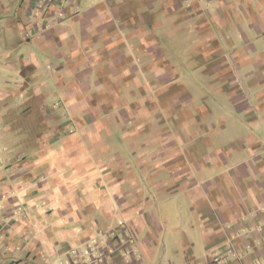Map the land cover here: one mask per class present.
Returning a JSON list of instances; mask_svg holds the SVG:
<instances>
[{"label":"crops","instance_id":"1","mask_svg":"<svg viewBox=\"0 0 264 264\" xmlns=\"http://www.w3.org/2000/svg\"><path fill=\"white\" fill-rule=\"evenodd\" d=\"M0 47V264H264V0H0Z\"/></svg>","mask_w":264,"mask_h":264},{"label":"rangeland","instance_id":"2","mask_svg":"<svg viewBox=\"0 0 264 264\" xmlns=\"http://www.w3.org/2000/svg\"><path fill=\"white\" fill-rule=\"evenodd\" d=\"M24 49L25 48L23 47V48H19L17 51L13 50V52L12 51L9 52L8 50H6V48L0 47V87H1L2 82L10 81L12 84L11 89H15L17 92L18 90L26 89L27 84L24 78V73H23L24 71L22 72V67L24 66V64L22 63L21 60L18 59L19 56L23 55L20 52H22ZM6 86L9 87L8 85ZM17 103L21 104V101H17ZM0 129H3V128H0ZM28 130H32V129H30V127L28 126L25 129V132H27ZM15 132H17V130H15ZM110 233L111 232L106 234L107 237L109 236L107 238L108 241L109 242L111 241L114 244L117 243L114 239L115 234L114 233L110 234ZM122 242L124 244H128V241L125 239V237L122 238ZM106 248H108V246H106Z\"/></svg>","mask_w":264,"mask_h":264}]
</instances>
